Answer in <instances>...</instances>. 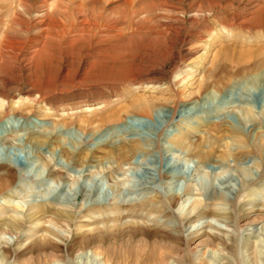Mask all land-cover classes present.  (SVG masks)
Returning a JSON list of instances; mask_svg holds the SVG:
<instances>
[{
    "label": "rangeland",
    "instance_id": "obj_1",
    "mask_svg": "<svg viewBox=\"0 0 264 264\" xmlns=\"http://www.w3.org/2000/svg\"><path fill=\"white\" fill-rule=\"evenodd\" d=\"M3 41L0 264H264V0H0Z\"/></svg>",
    "mask_w": 264,
    "mask_h": 264
},
{
    "label": "bare ground",
    "instance_id": "obj_2",
    "mask_svg": "<svg viewBox=\"0 0 264 264\" xmlns=\"http://www.w3.org/2000/svg\"><path fill=\"white\" fill-rule=\"evenodd\" d=\"M20 47V48H19ZM6 48H13V49H15L16 47H14L13 46V43L12 42H5V41H3V43H0V51L2 52V51H4V49H6ZM17 48H19V51L21 52V50H23V48L24 47H22L21 45H19ZM16 52V51H15ZM24 52V51H23ZM13 53V52H12ZM29 53V52H28ZM18 55V54H17ZM19 55H20V53H19ZM257 68H258V70H259V72H261V71H263L264 70V63L263 62H261V61H259L258 63H257ZM146 73V72H145ZM261 87H264V82L260 85ZM29 97V96H28ZM30 97H32V96H30ZM37 98V97H36ZM36 98L34 99V101L36 100ZM0 101L2 102L1 104H0V115L2 114V111H3V106L5 105V103L7 102V100H6V98H0ZM141 102V101H140ZM132 102V104H131V108L132 109H135V110H140V109H142V110H151L152 108H153V103H151L150 101H143V102ZM175 109V108H174ZM176 112H178V110H174V112H173V114H175ZM231 133L233 134V135H235L234 137L237 139V142L243 147V150L245 151V153H250V152H252V149H254V148H252L251 147V145H250V143H249V141L247 140V138L246 137H244V135H242L241 133H240V130L239 131H237V130H235V129H232L231 130ZM41 138H42V140H46V139H49L50 137L49 136H47V135H44V136H41ZM262 144H263V146H264V142H262ZM255 145V144H254ZM135 147L136 148H138V145H135ZM140 147V146H139ZM256 148V147H255ZM260 149H261V147L259 148V147H257L256 148V150L257 151H260ZM241 151V150H240ZM128 151H126V149L125 148H119L118 149V151H117V153H118V155H120V156H124V158L129 154V153H127ZM114 153V154H113ZM240 153V152H239ZM190 154L191 155H194V156H198L199 157V161H201V162H205V161H208L209 159H210V157H211V155H212V151H206V150H203L202 148H201V143H197L194 147H191L190 148ZM90 154H87L85 157H84V159H83V161L82 162H85V163H87V162H90V161H92L93 159H92V156H89ZM91 155H93V154H91ZM234 155H235V153H233V152H231L228 148L227 149H225L223 152H222V154H221V157H222V159L223 160H227L228 159V157H230V156H233L234 157ZM76 157V155L74 154V153H71V159H74ZM104 159H108V160H113V162L115 163V164H119V163H117L118 162V158L116 157V155H115V152H109V153H106L105 154V157L104 158H101V159H98L97 160V162H98V164H102L103 163V160ZM122 159V158H121ZM121 159H120V161H121ZM122 160H124V159H122ZM121 163V162H120ZM264 164V162H262V165ZM65 171H63V172H58V176H59V178L61 179V182L62 181H64V178H65V173H64ZM52 171L49 169L48 170V172H47V175L48 176H52ZM8 183V185L9 184H12L11 182H7ZM39 184H41V185H43V186H46V187H49L50 186V181H49V179L48 180H41L40 182H39ZM25 185V184H24ZM124 186L126 185L125 183L123 184ZM175 202V201H174ZM200 206V203L199 202H196L195 204H194V206H193V209H194V211H196L197 209H198V207ZM35 209V207H32L31 208V210H34ZM31 216H33V215H31ZM197 217V216H196ZM21 223L22 222H18V225L16 224V222L14 221L13 223H10V228H14V229H18V228H20V226H21ZM115 228H116V230H115V232H116V234H118V236L120 237L121 235L123 236L126 232H127V234L128 235H130L131 236V238H133V239H135L136 237H138V236H140V235H148V232H150V231H152L153 229H151L150 227H148V226H146V225H143V224H140V223H137V222H134V223H127V224H121L120 226L118 225V226H115ZM127 229V230H126ZM154 230H156V233L158 232V228L156 227V228H154ZM108 231H110V230H108ZM111 232V231H110ZM109 232V233H110ZM108 233V232H107ZM159 233V232H158ZM157 233V234H158ZM154 235H155V231H154ZM118 237V238H119ZM151 238V237H150ZM214 239L215 240H218L216 237H214ZM221 239V238H220ZM179 239H174V241H178ZM151 243V242H150ZM226 244V243H225ZM155 245V244H154ZM155 247H156V245H155ZM143 248V247H142ZM144 251H145V248H144ZM136 252V251H135ZM134 252V253H135ZM160 252V251H159ZM143 253V250H142V252L141 253H139V255L140 256H142V258H144L145 259V262L143 263V264H161L162 262V260L163 259H165L166 258V255H165V252H163V251H161L160 253H156V254H152V253H150V254H142ZM145 253V252H144ZM145 255V256H144ZM136 256V255H135ZM140 260V259H139ZM135 261L134 262V264H141L140 263V261ZM159 260V261H158ZM157 261L159 262V263H157ZM133 264V263H132Z\"/></svg>",
    "mask_w": 264,
    "mask_h": 264
}]
</instances>
